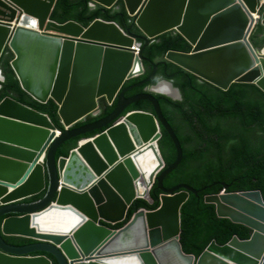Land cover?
Returning <instances> with one entry per match:
<instances>
[{
    "label": "water",
    "instance_id": "95a60500",
    "mask_svg": "<svg viewBox=\"0 0 264 264\" xmlns=\"http://www.w3.org/2000/svg\"><path fill=\"white\" fill-rule=\"evenodd\" d=\"M119 0H91L105 9ZM57 0H0V60L9 48L22 89L33 99L58 106L56 127L48 115L7 97L0 102V264H264V198L260 191L205 196L220 219L247 227L249 240L234 237L227 245L212 242L196 258L182 249L181 208L187 184L164 186L165 177L181 163V143L151 93L181 100L172 82L162 80L149 92L125 98L124 83L143 73L138 35L113 21L94 20L88 27L51 19ZM142 31V41L167 31L182 34L190 53L169 51L173 62L223 90L233 83H255L264 91V48L253 46L255 25H264V0H123ZM260 9L262 14L256 17ZM152 73L135 87L146 84ZM0 79L4 76L0 70ZM167 83L175 94L157 90ZM132 86V87H133ZM116 102L106 117L74 128L99 110V101ZM146 100L155 113L129 111ZM23 111L32 118L15 115ZM37 120V119H36ZM161 126L173 140L177 158L166 167L158 141ZM98 131L78 141L67 157L55 159L64 141ZM47 179V183H46ZM162 191L156 210L139 209L121 228L136 199ZM46 189L34 203L20 201ZM4 236L34 242L10 245Z\"/></svg>",
    "mask_w": 264,
    "mask_h": 264
},
{
    "label": "trees",
    "instance_id": "16d2710c",
    "mask_svg": "<svg viewBox=\"0 0 264 264\" xmlns=\"http://www.w3.org/2000/svg\"><path fill=\"white\" fill-rule=\"evenodd\" d=\"M51 19L61 24L75 21L84 27H88L96 19L113 21L123 30L140 37L138 43L142 50L143 73L124 83L121 90L131 87L125 91V98L148 92L146 88L162 80L172 82L180 89L181 100H174L163 94H151L158 100L164 117L183 149L181 163L165 177L164 186L169 189L187 184L197 190L204 189L199 195L190 193L181 208L180 242L184 253L198 258L212 242L225 246L234 237L249 240L252 231L228 219L218 218L214 204L206 203L205 196L220 193L224 189L221 183H226L230 185L227 193L260 191L264 198V91L255 83H233L228 90H223L166 60L165 54L169 51L190 53L192 45L176 31L162 33L145 45L142 41L143 33L135 24L134 18L127 13L123 0H119L110 9L98 4L92 6L91 0H57ZM250 41L257 51L264 47V25L261 21L255 25ZM13 59V52L6 48L0 60V70L4 76V80L0 81V102L7 97L13 98L48 115L53 125L63 132L64 128L57 114L58 104L52 99L40 103L26 93L12 68ZM153 65H156L153 77L144 85L133 86L152 73ZM115 104L113 102L108 105L101 99L99 113L87 116L73 127L106 117ZM133 110L155 113L152 103L140 100L129 105L122 114ZM97 133L98 131H93L64 141L57 147L55 159L67 157L79 140ZM161 133L158 145L168 167L175 162L177 151L173 140L162 126ZM45 193L46 189L21 202H36ZM161 194L162 191L155 184L151 189L150 199H136L129 208L125 221L108 226L119 229L139 209H158ZM3 239L15 246L34 242L22 237L4 236ZM33 255H45L56 264L47 253Z\"/></svg>",
    "mask_w": 264,
    "mask_h": 264
},
{
    "label": "bare ground",
    "instance_id": "6f19581e",
    "mask_svg": "<svg viewBox=\"0 0 264 264\" xmlns=\"http://www.w3.org/2000/svg\"><path fill=\"white\" fill-rule=\"evenodd\" d=\"M257 17V16H256ZM157 90H159V91H162V92H166V93H168V94H175V92L171 89V87L169 86V84H167V83H162L161 85H159L157 88H156ZM15 115H20V116H23V117H28V118H31V119H33L34 121H39V119L38 118H32V116L30 115H28L27 113H25V112H23V111H20V112H17V111H15V112H13ZM37 119V120H36Z\"/></svg>",
    "mask_w": 264,
    "mask_h": 264
},
{
    "label": "clouds",
    "instance_id": "9594fccd",
    "mask_svg": "<svg viewBox=\"0 0 264 264\" xmlns=\"http://www.w3.org/2000/svg\"><path fill=\"white\" fill-rule=\"evenodd\" d=\"M91 5H92V2H91ZM262 11H263V9H260L259 11H258V13L256 14V16H260L261 14H262ZM139 46H137V45H135V47H138V51H139V49H141L140 48V43L138 44ZM264 48V47H263ZM262 48V49H263ZM136 49V48H135ZM262 49L261 50H259L260 51V53L262 52ZM137 51V52H138ZM135 52H136V50H135ZM2 72V71H1ZM3 75V74H2ZM0 81H3V80H1L0 79ZM160 82V81H159ZM150 87V86H149ZM148 87V88H149ZM148 88H146L147 90H148ZM149 92V91H148ZM107 104V103H106ZM134 111V110H133ZM140 111V110H139ZM99 113V110H98V112L95 114V115H97ZM122 115H124V114H122ZM92 116H94V115H92ZM56 131H59L58 129H56ZM62 132L60 131V134H61ZM56 135H59V134H56ZM90 138V137H89ZM85 139V138H84ZM82 140V139H81ZM80 141V140H79ZM222 192V191H221ZM23 201V200H22ZM21 202V201H20ZM22 203V202H21ZM143 209V208H142ZM129 221V220H128ZM108 225H111V224H107V226ZM114 225V224H113ZM111 228V227H110ZM113 229V228H112Z\"/></svg>",
    "mask_w": 264,
    "mask_h": 264
},
{
    "label": "built area",
    "instance_id": "2783aa9c",
    "mask_svg": "<svg viewBox=\"0 0 264 264\" xmlns=\"http://www.w3.org/2000/svg\"><path fill=\"white\" fill-rule=\"evenodd\" d=\"M136 52L138 51V47H135ZM56 134H60V131H56Z\"/></svg>",
    "mask_w": 264,
    "mask_h": 264
},
{
    "label": "flooded vegetation",
    "instance_id": "af4514ba",
    "mask_svg": "<svg viewBox=\"0 0 264 264\" xmlns=\"http://www.w3.org/2000/svg\"><path fill=\"white\" fill-rule=\"evenodd\" d=\"M39 201V200H38ZM37 202V201H36ZM34 203V202H33Z\"/></svg>",
    "mask_w": 264,
    "mask_h": 264
}]
</instances>
